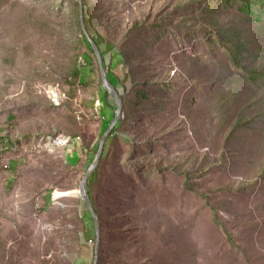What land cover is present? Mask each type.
Wrapping results in <instances>:
<instances>
[{
  "label": "rangeland",
  "instance_id": "1",
  "mask_svg": "<svg viewBox=\"0 0 264 264\" xmlns=\"http://www.w3.org/2000/svg\"><path fill=\"white\" fill-rule=\"evenodd\" d=\"M206 1L81 0L122 102L91 187L96 245L71 191L115 103L76 0H0V264H92L95 246L96 264H264V86L230 81L212 34L249 33Z\"/></svg>",
  "mask_w": 264,
  "mask_h": 264
},
{
  "label": "trees",
  "instance_id": "2",
  "mask_svg": "<svg viewBox=\"0 0 264 264\" xmlns=\"http://www.w3.org/2000/svg\"><path fill=\"white\" fill-rule=\"evenodd\" d=\"M219 6H223L224 8L233 7L234 11L230 13L235 12L238 19L241 21L240 23L243 24L245 23L247 27V32L249 33V35L247 34L244 35L241 32V30L237 28L236 26L237 24L236 25L231 24V26H229L228 28L220 26L219 29H217V32L212 34V37L216 36V39L220 40L221 43H223L222 47L224 48L225 52L228 53V59L229 62L232 64V66L237 67L240 70L239 74H235L234 72L230 71L232 73L230 77V81L233 82V79L237 75H239L240 77L245 78L248 83H252V84L261 83L264 86V49H263L264 48V0H207L205 10H208L210 12H215L216 8ZM82 17H84V25L86 29L89 30L88 23L86 22L87 16L85 13L84 5H82ZM209 20L211 23L215 22L214 19H209ZM240 23L239 25H243ZM91 36L94 39V41L97 43L102 56L103 51L100 47L99 39L97 38L96 35H91ZM212 37L210 39H213ZM84 40L86 42V45L92 51L90 44L87 41L85 35H84ZM102 60L104 66L103 56H102ZM246 61H248L247 64L245 63ZM106 77L112 84V81L110 80L109 78L110 76L107 73V71H106ZM114 88H116L115 85ZM101 91L104 98H106L109 95L102 88ZM256 100L257 101L262 100L263 101L262 105L264 106V87L261 88V90H259ZM223 105L224 104H222V106ZM225 112L227 113V109L225 110ZM263 112H264V107H263ZM113 116L114 113H112L111 117ZM110 121H106L105 124H108ZM238 122H242V119L237 118L236 123ZM118 125H119V120L107 135H111L112 131L116 129ZM97 146L98 145L96 144L95 152L97 150ZM96 171L97 169L94 168V170L88 176L86 181V187L92 207L98 217V212L94 206L93 197L91 193L92 184L96 179ZM78 203H80V206L87 211L84 203H82L80 198L78 200ZM99 229L101 230L100 222H99ZM100 245L101 243L99 242L98 255L101 254Z\"/></svg>",
  "mask_w": 264,
  "mask_h": 264
},
{
  "label": "water",
  "instance_id": "3",
  "mask_svg": "<svg viewBox=\"0 0 264 264\" xmlns=\"http://www.w3.org/2000/svg\"><path fill=\"white\" fill-rule=\"evenodd\" d=\"M76 3H77L79 25L81 27L82 33H84L87 41L89 42L90 47H91V49L94 53V56L96 57V60H97L99 75H100V79H101V86L113 98L114 103H115L114 116H113L111 122L105 128L101 137L99 138L95 156H94L91 164L87 167L85 173L82 174V176L78 182L77 189L75 191H71V193L75 192V194L78 195V197L80 198L82 203H84L85 208L87 209V211L89 212V214L93 220V224H94V228H95V236H96V245H97V242L99 239L98 238L99 222H98V217H97V215H96V213L92 207L90 198L88 196L86 181H87L88 176L94 170V168L96 167V165L98 163L105 137L107 136L110 129L114 126V124L118 121V119L120 117L122 102H121V98H120V93L117 91L116 88H114V86L110 83V81L106 77V72H105V69L103 66V60H102V56H101L100 50L98 48V45L94 41L92 36L88 33V31L84 25V17H82V2H81V0H76ZM96 262H97V247L95 246L94 259H93L92 264H96Z\"/></svg>",
  "mask_w": 264,
  "mask_h": 264
},
{
  "label": "crops",
  "instance_id": "4",
  "mask_svg": "<svg viewBox=\"0 0 264 264\" xmlns=\"http://www.w3.org/2000/svg\"><path fill=\"white\" fill-rule=\"evenodd\" d=\"M106 68V67H105ZM108 68H106V70H107ZM124 69V68H123ZM125 70V69H124ZM114 70H112V69H109V70H107V73L109 74V76H113V78H117V76L114 74V72H113ZM112 74V75H111ZM110 78V80H111V77H109ZM112 81V80H111ZM117 84L118 82L117 81H113L112 82V85L114 86V85H116L115 83Z\"/></svg>",
  "mask_w": 264,
  "mask_h": 264
}]
</instances>
